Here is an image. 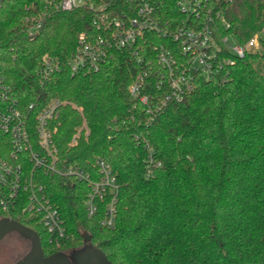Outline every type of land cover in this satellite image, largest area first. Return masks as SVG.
I'll list each match as a JSON object with an SVG mask.
<instances>
[{"label": "trees", "instance_id": "16d2710c", "mask_svg": "<svg viewBox=\"0 0 264 264\" xmlns=\"http://www.w3.org/2000/svg\"><path fill=\"white\" fill-rule=\"evenodd\" d=\"M94 1L97 7L106 4L113 16L137 15L139 0ZM152 1L163 30L185 19L177 6L182 0ZM203 4L202 17L212 18L215 63L222 67L209 77L196 76L181 101L161 107L167 78L153 47L166 46L180 57L179 41L148 32L138 41L144 62L133 57L134 48H125L114 50L99 71L73 74L69 62L79 35L101 33L93 25L94 11H57L45 0H7L0 6V73L20 107L34 104L40 110L57 99L82 108L79 113L64 107L55 121L58 168L77 165L96 181L95 162L102 159L118 185L116 223L106 228L101 221L109 196L97 201V213L89 218L83 205L87 182L43 177L72 236L60 246L50 242L39 218L20 209L0 210V218L38 233L46 256L78 251L89 238L88 245L112 264H264V0ZM33 15L42 18V26L31 37L27 18ZM228 35L241 45L257 35L259 47L239 58L221 43ZM44 56L57 61L59 70L42 81ZM148 58L154 60L150 66ZM144 70L149 107L129 92ZM84 120L89 135L71 144ZM155 162L160 166L148 175Z\"/></svg>", "mask_w": 264, "mask_h": 264}, {"label": "built area", "instance_id": "2783aa9c", "mask_svg": "<svg viewBox=\"0 0 264 264\" xmlns=\"http://www.w3.org/2000/svg\"><path fill=\"white\" fill-rule=\"evenodd\" d=\"M7 0H0L2 6ZM45 3L57 11L69 12L85 8L96 13L93 25L101 33L99 35L82 33L78 37L76 54L69 62L73 74H90L99 71L112 57L114 50L134 48L133 57L138 63L145 61L138 41L148 32H163L181 45V56L176 57L166 46L153 47L155 62L167 78L168 94L160 102V107L169 101H181L183 95L194 87L196 76H211L222 62L216 61V48L213 32L210 29L212 18L202 17L206 5L203 0H182L177 2L185 19L174 30L160 27L152 0H139L135 17H117L108 12L106 4L97 7L94 0H45ZM192 19L190 20V18ZM224 21V20H223ZM28 34L35 36L41 29L42 18L33 15L27 18ZM171 24L170 21L166 25ZM227 27L229 25L226 24ZM226 49L239 58L246 51H255L259 47L257 37H253L244 45L237 43L233 36L221 38ZM137 48V49H136ZM148 66L153 59H146ZM43 69L40 72L42 81L47 80L59 70V63L49 56L43 57ZM227 64H233L228 60ZM149 72H140L129 88L130 95L149 107L150 97L145 93ZM162 77V76H161ZM163 82L159 84L162 85ZM64 107H70L81 113L82 108L71 102L52 99L40 110L34 104L21 108L10 87L0 73V210L9 212L20 209L23 214L39 218V222L49 235V240L60 246L65 239L72 236L68 233L59 208L47 194L42 179L47 175H67L88 183L90 192L83 201L89 218L98 210L97 201L109 196L105 205V213L101 225L113 228L116 223V194L118 185L112 169L102 159L95 165L99 172L98 180H93L77 165L70 166L67 171L58 168V149L54 136L55 121ZM89 135L87 122L76 129L71 144L77 143L80 137ZM160 163L148 167L147 174L152 173Z\"/></svg>", "mask_w": 264, "mask_h": 264}, {"label": "water", "instance_id": "95a60500", "mask_svg": "<svg viewBox=\"0 0 264 264\" xmlns=\"http://www.w3.org/2000/svg\"><path fill=\"white\" fill-rule=\"evenodd\" d=\"M13 231L20 232L31 241L30 251L15 264H112L101 250L88 245L89 238L85 239L88 247L75 252L72 257L64 253L46 256L36 231L13 219L0 220V242Z\"/></svg>", "mask_w": 264, "mask_h": 264}, {"label": "rangeland", "instance_id": "374dc122", "mask_svg": "<svg viewBox=\"0 0 264 264\" xmlns=\"http://www.w3.org/2000/svg\"><path fill=\"white\" fill-rule=\"evenodd\" d=\"M255 37L258 38L257 35ZM259 41V40H258ZM31 249V241L18 231L7 234L0 242V264H15ZM72 257L73 252H68Z\"/></svg>", "mask_w": 264, "mask_h": 264}, {"label": "flooded vegetation", "instance_id": "af4514ba", "mask_svg": "<svg viewBox=\"0 0 264 264\" xmlns=\"http://www.w3.org/2000/svg\"><path fill=\"white\" fill-rule=\"evenodd\" d=\"M3 218H0V220H2ZM88 247V245H85L82 249H80V250H83V249H85V248H87ZM79 251V250H78ZM75 252H77V251H74L73 252V254L75 253Z\"/></svg>", "mask_w": 264, "mask_h": 264}]
</instances>
